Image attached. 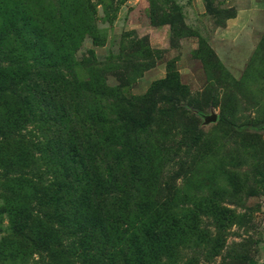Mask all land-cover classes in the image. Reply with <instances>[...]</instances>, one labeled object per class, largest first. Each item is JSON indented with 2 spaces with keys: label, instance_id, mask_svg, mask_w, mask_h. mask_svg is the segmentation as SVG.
Here are the masks:
<instances>
[{
  "label": "rangeland",
  "instance_id": "374dc122",
  "mask_svg": "<svg viewBox=\"0 0 264 264\" xmlns=\"http://www.w3.org/2000/svg\"><path fill=\"white\" fill-rule=\"evenodd\" d=\"M1 220L0 264H264V0H0Z\"/></svg>",
  "mask_w": 264,
  "mask_h": 264
},
{
  "label": "trees",
  "instance_id": "16d2710c",
  "mask_svg": "<svg viewBox=\"0 0 264 264\" xmlns=\"http://www.w3.org/2000/svg\"><path fill=\"white\" fill-rule=\"evenodd\" d=\"M89 145L90 144H88V146ZM89 147L92 151V146H89ZM64 149H66L65 142L63 143V145L61 144V145L57 146V151H59L61 157H63V159L59 161V163H60L59 166L62 169H67L68 165L70 163H73V160L70 159L68 152L65 153L63 151ZM85 151L88 152L87 149ZM94 154H91V157H94ZM75 155L77 156L76 153H75ZM56 159H57V156H56ZM80 165H81V170L82 169L86 170V168H89V169L92 168L91 162H86V164L80 163ZM78 176H81L80 173L78 174ZM83 178H85V177H82L81 179L78 177L76 179V181L79 183ZM87 178H88L87 181H88V185H89L87 188V191L85 193L80 192L79 197H77V199H76L77 202L74 205V207L72 208V213H74L75 219L77 217L79 222L83 221V220H85V221L89 220V223H91V222L93 223L95 221L98 222V219H97L98 214L97 213H99L101 216H103V213H102V209L104 208L103 203L102 202L99 203L97 201V198L101 197V193L98 192V190H100L101 188H104L103 184L106 183L107 181L106 180L104 181V179L101 177L100 173L99 172L95 173L94 170L93 171L88 170ZM73 185L70 187H73ZM67 187H65V188H67ZM80 206H83V207L79 208ZM154 214L158 215L159 212L157 210H155ZM10 222L11 223H9V225L6 228H4V230H9V235L7 237L8 238L7 242L9 244V248H8V253L6 255H11L12 250H13L12 245H11L12 241L10 240L9 237L11 235H13L15 237H20V238L23 236V232H22L23 231V225H21L18 222H15L14 218H10ZM2 223H3V221L1 220L0 225H2ZM80 223H84V222H80ZM161 223H164L163 218L161 220ZM156 230H157V228H155V227L151 230L153 235H155V232H153V231H156ZM156 240L158 241V240H160V238H157ZM157 243H161V241L157 242ZM116 247H118V246H116ZM124 249H126V248H123L122 250H124ZM148 251H149V249L147 247L145 248V250L139 249V251H133L134 262H132V263L152 264L151 258L148 255ZM3 253H0V257H5V256H3ZM124 259H125V256H124ZM17 261H19V260L16 259V264H17ZM132 263H130V264H132Z\"/></svg>",
  "mask_w": 264,
  "mask_h": 264
},
{
  "label": "water",
  "instance_id": "95a60500",
  "mask_svg": "<svg viewBox=\"0 0 264 264\" xmlns=\"http://www.w3.org/2000/svg\"><path fill=\"white\" fill-rule=\"evenodd\" d=\"M205 123L215 122L217 120L216 114H209L204 116Z\"/></svg>",
  "mask_w": 264,
  "mask_h": 264
}]
</instances>
